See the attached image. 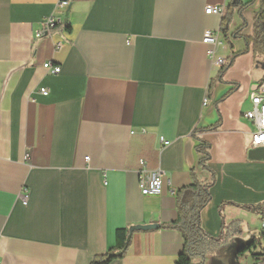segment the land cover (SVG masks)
I'll return each instance as SVG.
<instances>
[{
    "label": "crops",
    "instance_id": "obj_1",
    "mask_svg": "<svg viewBox=\"0 0 264 264\" xmlns=\"http://www.w3.org/2000/svg\"><path fill=\"white\" fill-rule=\"evenodd\" d=\"M58 1L0 0V263L91 264L118 229L138 228L109 264H179L183 238L162 226L177 219L182 188L212 178L198 168V139L215 175L203 230L220 234L223 207L240 237L259 225L264 247V220L240 207L264 202V151L253 153L243 118L264 82V58L246 41L264 0ZM230 5L233 50L220 34L218 47L203 44L222 18L206 8ZM52 15L60 23L36 38ZM158 170L161 193L142 195L141 171ZM224 254L192 262L236 264Z\"/></svg>",
    "mask_w": 264,
    "mask_h": 264
},
{
    "label": "trees",
    "instance_id": "obj_2",
    "mask_svg": "<svg viewBox=\"0 0 264 264\" xmlns=\"http://www.w3.org/2000/svg\"><path fill=\"white\" fill-rule=\"evenodd\" d=\"M233 7L230 5L224 9L221 18L219 34L224 41L233 50L231 38L240 37L241 30L230 34V24L233 17ZM244 8V7H243ZM247 42H253L256 51L261 52L264 47V3L261 10L257 13L254 21V32ZM237 53H233V58ZM226 67L222 68L224 71ZM216 128V127H215ZM199 145L196 148L199 156L198 168L202 171L211 173L210 181L194 180L192 184L182 188L177 193L178 216L174 222L163 225L162 227L177 230L184 241L183 253L180 256L179 264H193V258L199 257L205 259L212 254L220 255L236 241L237 236L241 234L239 221L227 224L223 218V207L220 208L222 218L221 232L217 237L207 234L201 226V213L211 201L210 189L215 183V175L209 168L210 162V145L198 139ZM195 176V171H193ZM244 209L255 212L264 220V202L258 205L240 206ZM141 231L138 228H121L116 231V245L110 249L104 256L97 257L91 264H109L110 262L122 259L131 246L132 235ZM262 233L252 235L250 241L241 247L236 254V264L246 255H250L254 264H264V247L261 243Z\"/></svg>",
    "mask_w": 264,
    "mask_h": 264
},
{
    "label": "built area",
    "instance_id": "obj_3",
    "mask_svg": "<svg viewBox=\"0 0 264 264\" xmlns=\"http://www.w3.org/2000/svg\"><path fill=\"white\" fill-rule=\"evenodd\" d=\"M72 0H59L58 9H66L70 7ZM224 12V7L222 6H208L206 8L207 14H218L222 15ZM60 23L55 16H50L46 18L43 22L41 30L36 33V38L40 39L46 36H50L53 29ZM203 44L207 46L218 47L220 42V35L217 32L206 31ZM61 44L58 45L60 47ZM209 56L212 59V63L216 67H223L225 65V60L221 57L216 56L215 50L209 51ZM44 69L53 74H59L61 68L58 66H53L51 62H47L43 65ZM42 95L47 96L48 91L46 89L41 90ZM205 99V103H206ZM243 118L253 123L255 130L252 133L251 149L264 148V82L258 85L251 95V109L243 113ZM164 146L169 143L164 139L161 140ZM139 190L142 195H158L162 191V173L161 171L153 172L148 178H146V172L141 171ZM1 264V263H0Z\"/></svg>",
    "mask_w": 264,
    "mask_h": 264
},
{
    "label": "rangeland",
    "instance_id": "obj_4",
    "mask_svg": "<svg viewBox=\"0 0 264 264\" xmlns=\"http://www.w3.org/2000/svg\"><path fill=\"white\" fill-rule=\"evenodd\" d=\"M258 53H259V57L264 58V47H263V50ZM244 228H245L244 237L242 238L239 236L236 239V241L233 244H231V246L226 250L224 254V257L228 259L229 261H232V259L236 257L238 250L250 241L252 234L255 233L256 235H258L262 231L259 225H251L249 229H247V227H244ZM245 259H247L248 261H253L249 254L245 256Z\"/></svg>",
    "mask_w": 264,
    "mask_h": 264
},
{
    "label": "water",
    "instance_id": "obj_5",
    "mask_svg": "<svg viewBox=\"0 0 264 264\" xmlns=\"http://www.w3.org/2000/svg\"><path fill=\"white\" fill-rule=\"evenodd\" d=\"M257 151H264V148H258V149H255V151H253V153H254V152H257Z\"/></svg>",
    "mask_w": 264,
    "mask_h": 264
}]
</instances>
